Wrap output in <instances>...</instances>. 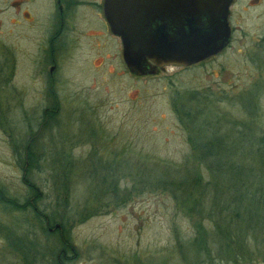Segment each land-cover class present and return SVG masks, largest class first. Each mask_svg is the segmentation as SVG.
Wrapping results in <instances>:
<instances>
[{
    "label": "rangeland",
    "instance_id": "1",
    "mask_svg": "<svg viewBox=\"0 0 264 264\" xmlns=\"http://www.w3.org/2000/svg\"><path fill=\"white\" fill-rule=\"evenodd\" d=\"M238 1L230 46L188 69L170 66L154 76H132L120 40L108 35L100 46L93 39L61 56L53 72L58 87L47 97L40 73L46 75L48 66L14 55L15 76L0 90V185L19 202L29 197L20 161L31 145L41 158L37 170L28 171L40 191L36 207L63 224L77 251L74 264H185L178 242L186 259L192 258L185 245L201 214L186 211L170 186L199 173L207 177L175 112L186 97L197 98V122L212 126L205 134H227L233 159L259 163L249 137L264 132V5L244 12L248 0ZM2 33L0 69L10 59ZM52 106L56 114L41 127L42 111ZM240 125L248 126L241 135L235 131ZM11 221L20 224L24 217L0 206V264H23L6 241ZM204 227L212 228L207 222ZM30 229L38 250L47 249L41 264H54L55 238ZM213 256L217 264H228Z\"/></svg>",
    "mask_w": 264,
    "mask_h": 264
},
{
    "label": "trees",
    "instance_id": "2",
    "mask_svg": "<svg viewBox=\"0 0 264 264\" xmlns=\"http://www.w3.org/2000/svg\"><path fill=\"white\" fill-rule=\"evenodd\" d=\"M196 99L194 96L186 97L175 112L188 133L191 154L200 165L204 164L207 177L199 173L188 181L170 185L175 199L186 211H199L201 214L200 220L195 223L194 237L185 245L190 248L192 258L186 259L182 253V243L178 242L175 248L181 251L185 264H217L214 253L228 264L258 258L264 260V132L256 135L249 131L251 147L259 163L257 166L244 165L232 158L233 151L227 134L219 135L218 131L212 135L205 134L213 129L212 126L199 124L201 120L197 122L201 112L193 109ZM247 127L240 125L239 128L235 127V131L241 135ZM222 158L225 161H221ZM40 162L41 158L27 144L20 161L24 170L23 183L29 193L23 202L0 185V206L10 215L24 217L20 224L10 222L12 228H6V240L8 247L19 255L23 264H41L47 249L40 252V246L30 237V228L35 226L45 237L56 240L57 251L53 263L66 264L71 241L64 234L63 224L55 223L58 221L56 214L46 215L36 207L40 201V191L28 179L29 169L37 170ZM205 222L212 226L210 230L204 227ZM56 224L60 229L50 232L49 229ZM17 231L18 234H15ZM210 242L214 245H210Z\"/></svg>",
    "mask_w": 264,
    "mask_h": 264
},
{
    "label": "water",
    "instance_id": "3",
    "mask_svg": "<svg viewBox=\"0 0 264 264\" xmlns=\"http://www.w3.org/2000/svg\"><path fill=\"white\" fill-rule=\"evenodd\" d=\"M232 0H105L111 33L135 77L167 67H191L219 55L229 44ZM58 224L53 230H59Z\"/></svg>",
    "mask_w": 264,
    "mask_h": 264
},
{
    "label": "flooded vegetation",
    "instance_id": "4",
    "mask_svg": "<svg viewBox=\"0 0 264 264\" xmlns=\"http://www.w3.org/2000/svg\"><path fill=\"white\" fill-rule=\"evenodd\" d=\"M247 2L244 12L259 9L264 5V0ZM104 3L105 0H0V33L3 32L2 35L7 40L10 55V59L8 57L6 60L7 64L0 69V90L4 89V85L10 84L15 76L16 54L32 56L36 66H48L46 75L40 73L43 88L47 89L48 95L54 93V88L58 87L53 72L60 68L61 56L72 54L89 43L91 45L93 39L98 40V46L101 44L100 40L108 35L119 39L109 29L104 14ZM238 3V0H232L229 8L228 46L233 39L232 19L235 15L234 6ZM53 99L56 100L55 95ZM55 114L54 106L44 109L41 113V119L44 120L41 127L46 125L47 118ZM49 231L51 232V229ZM77 258V251L71 243L66 264H74Z\"/></svg>",
    "mask_w": 264,
    "mask_h": 264
}]
</instances>
